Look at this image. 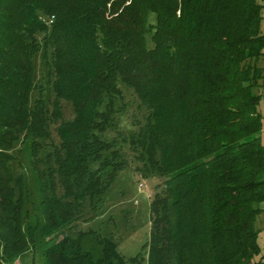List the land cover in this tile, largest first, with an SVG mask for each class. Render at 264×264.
<instances>
[{"label": "trees", "instance_id": "trees-1", "mask_svg": "<svg viewBox=\"0 0 264 264\" xmlns=\"http://www.w3.org/2000/svg\"><path fill=\"white\" fill-rule=\"evenodd\" d=\"M263 7L260 0H0V264L32 251L36 232L45 264L124 261L111 238H97L103 256L95 261L81 246L92 231L76 238L65 231L86 205L100 208L123 168L114 141L102 135L122 85L148 111L132 144L162 177L150 202L147 264H264L254 227L264 203ZM40 48L53 76L50 116L61 118L62 100L73 111L57 126V144L43 142L50 139L44 99L30 102ZM20 140L30 142L41 192V215L26 228L24 178L10 164Z\"/></svg>", "mask_w": 264, "mask_h": 264}, {"label": "rangeland", "instance_id": "rangeland-1", "mask_svg": "<svg viewBox=\"0 0 264 264\" xmlns=\"http://www.w3.org/2000/svg\"><path fill=\"white\" fill-rule=\"evenodd\" d=\"M260 1L264 4V0ZM261 15L260 30L264 32V7ZM153 18L154 16L150 14L149 19L153 20ZM41 37L42 34L37 36L40 41ZM49 53L50 50H48V59ZM32 61L34 88L30 102L32 104L36 97L41 96L50 116L54 99L53 76L49 64L43 57L42 48L33 56ZM259 65L264 67V60H260ZM121 88L122 95L114 99L115 113L112 122L102 135L114 141V148L118 152L117 160L123 161V168L117 172L110 187L102 195L100 208L93 210L90 205H86L82 216L65 231L73 238H76L79 232L92 231L82 236L81 246L83 251L92 253L95 261L103 256L102 246L97 238L108 237L116 243L117 250L124 260L121 263L115 260L113 264H147L149 251L147 242L151 227L150 202L155 192L160 189L162 177L146 163L145 156L142 157L139 142L132 144L131 141V137H136L145 125L148 111L131 89L124 85ZM261 93L258 111L264 116V88ZM72 116L71 104L62 100L61 118L55 119L50 116L47 123L50 139L46 140L48 142H43L57 144L58 124L61 120L71 119ZM262 139L264 142V129ZM47 147L51 148V145L47 144ZM10 152L14 156L10 163L14 174L21 173L24 178L23 222L26 228L28 224L34 225L38 215H41L39 178L32 166L29 141H18ZM261 207L262 210L255 217L254 227L258 231L257 243L261 248V254H264V203ZM35 238V247L18 257L17 264H45L43 256L45 239L37 232Z\"/></svg>", "mask_w": 264, "mask_h": 264}]
</instances>
